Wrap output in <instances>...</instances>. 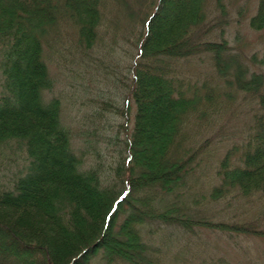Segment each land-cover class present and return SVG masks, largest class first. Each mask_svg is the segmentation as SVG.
Instances as JSON below:
<instances>
[{
	"label": "trees",
	"instance_id": "16d2710c",
	"mask_svg": "<svg viewBox=\"0 0 264 264\" xmlns=\"http://www.w3.org/2000/svg\"><path fill=\"white\" fill-rule=\"evenodd\" d=\"M138 2L0 0V159L10 162L22 150L27 162L11 179L0 178V264H91L97 255L107 263L150 264L138 227L144 223L264 236L253 222H213L188 204L197 202L187 182L206 144L189 143L185 128L193 115L209 121L208 111L215 110L208 94L202 102L197 88L184 89L171 66L205 54L224 88L219 95L233 98L231 89L255 103L245 107L252 112L245 137L214 167L218 182L208 199L216 202L264 196V71L242 62L254 67L264 59L231 54L221 35L213 40V29L227 24L223 0ZM116 3L127 23L128 62L114 75L124 105L114 111L125 120L104 171L73 148L60 98L52 94L44 45L64 23L74 31L78 56L91 58L103 41L104 11ZM256 6L248 24L261 31L264 0ZM215 9L219 15L211 16ZM99 103L98 116H91L95 129L102 111L113 109ZM212 153L204 154L207 161Z\"/></svg>",
	"mask_w": 264,
	"mask_h": 264
},
{
	"label": "rangeland",
	"instance_id": "374dc122",
	"mask_svg": "<svg viewBox=\"0 0 264 264\" xmlns=\"http://www.w3.org/2000/svg\"><path fill=\"white\" fill-rule=\"evenodd\" d=\"M128 1L135 5L137 0ZM257 1L223 0L227 24L222 25L223 32L220 28L213 29V40L221 35L228 41L231 54H244L248 58L255 55L257 60H261L264 59V30L250 29L248 24ZM104 13L103 41L97 45L91 58L79 57L81 55L74 48V31L69 30L64 23L57 37L47 41L48 44L45 42L44 55L54 83L52 94L60 98L61 119L71 132L73 148L78 150V154L84 153L86 164L93 163L95 159L105 171L116 156L118 146L115 137L123 136V128L119 124L125 118L115 113L124 107L122 91L114 81L116 76L124 72L123 67L128 62L124 53L127 49L124 35H127L128 28L117 3L106 8ZM212 15L219 13L215 9ZM242 62L248 63L251 69L264 71V65L255 63L252 67L244 58ZM171 66L177 70L176 76L182 81V87H189L190 92L197 88L202 102H205L204 94H208L215 110L214 114L208 111L211 115L209 121L203 116L199 117V114L193 115L185 128L189 143L193 141L195 147L202 142L206 144L196 155L193 175L187 182L191 190L196 192L197 202L189 201L188 204L197 215L210 221L253 222L257 229L264 230V196H238L234 199L227 196V199L216 202L208 199L210 188L218 182L217 177L213 176L214 167L227 148L239 145L245 137L252 114L245 107H255V103L245 100L248 97L234 93L229 88L233 98L219 95L224 88L205 54L177 59ZM99 102L110 103L113 109L101 110L99 121L95 119L99 122V128L95 129L92 117L98 116L96 111L100 107ZM129 107L128 117L131 118L133 108L130 102ZM127 128L130 129V126ZM212 151L207 161L204 154ZM25 165L27 162L22 150L12 155L10 162L0 159V178L3 181L11 179V174L22 171ZM138 227L150 248L149 255L153 259L150 264H264V236L241 233L227 235L199 227L188 231L155 223H144ZM90 262L124 264L120 261L107 263L100 255Z\"/></svg>",
	"mask_w": 264,
	"mask_h": 264
}]
</instances>
